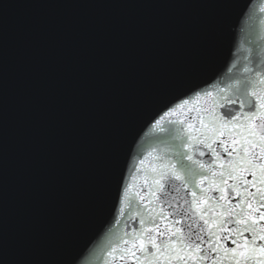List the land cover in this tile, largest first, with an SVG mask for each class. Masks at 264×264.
Segmentation results:
<instances>
[{
	"label": "water",
	"instance_id": "95a60500",
	"mask_svg": "<svg viewBox=\"0 0 264 264\" xmlns=\"http://www.w3.org/2000/svg\"><path fill=\"white\" fill-rule=\"evenodd\" d=\"M262 8L0 0V264H106L136 211L133 200L120 215L117 180L131 198L137 153L165 136L145 122L191 85L264 59Z\"/></svg>",
	"mask_w": 264,
	"mask_h": 264
},
{
	"label": "snow or ice",
	"instance_id": "6c2138e0",
	"mask_svg": "<svg viewBox=\"0 0 264 264\" xmlns=\"http://www.w3.org/2000/svg\"><path fill=\"white\" fill-rule=\"evenodd\" d=\"M227 71L145 122L165 136L137 153L142 185L131 198L117 180L120 215L133 200L136 211L106 264H264V59Z\"/></svg>",
	"mask_w": 264,
	"mask_h": 264
}]
</instances>
